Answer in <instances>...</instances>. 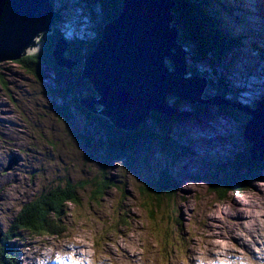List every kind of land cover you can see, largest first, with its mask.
Wrapping results in <instances>:
<instances>
[{
  "label": "rangeland",
  "instance_id": "rangeland-1",
  "mask_svg": "<svg viewBox=\"0 0 264 264\" xmlns=\"http://www.w3.org/2000/svg\"><path fill=\"white\" fill-rule=\"evenodd\" d=\"M262 1L243 0L245 6L240 9L245 15L240 17L238 13H232L234 17L229 14L233 10L232 4H227L225 12H217L219 0L205 2L209 6L204 9L209 14L212 10L215 12L218 20L223 21V29L242 35L241 39L236 37L234 41L240 43L236 48L239 53L230 50L217 57L222 42L217 44L216 41L215 48L199 58H193L185 50L187 70L195 72L192 75L197 77L203 74L204 81L206 77L215 86L216 90H212L206 84L202 98L217 95L218 104L228 106L192 104L168 96L169 107L176 109L179 117L173 120L152 112L144 122L136 123L133 130L115 127L100 115L104 106L87 79L83 80L93 91L92 96L78 98L75 102L72 92L61 90L69 105L63 115L57 109L62 102L54 90L53 75L47 81L37 82L18 65L23 57L0 62V258L7 251L13 258L7 264H65L64 260L68 264H183L187 260L190 264H264V172L261 181L247 186L242 193H228L222 201L209 193V186L204 181L210 161L238 157L245 151L250 156V146L243 137L244 124L249 116L240 108L254 109L264 100V54L259 56L245 43L243 47L242 42L247 41L249 33L254 30L257 33L254 35L255 45H264ZM115 2L49 0L54 13L50 33H41L34 45L38 46L44 38L43 48L44 41L54 37L53 52L58 40L63 42L59 37L61 34L67 37L66 40L74 41L76 46L82 39L90 42V36L97 33L98 22L107 24L113 19L104 23L102 12L99 17L96 12ZM223 3L224 0L219 6ZM121 5L120 0L118 11ZM175 13L178 24L180 14L177 9ZM184 16L186 18L187 14ZM173 17L175 19L174 14ZM187 22L184 19L182 28L178 24L182 32L179 40H183V45L187 38L185 30L190 27ZM214 25L222 39L223 31ZM66 52H69L67 48ZM53 62L62 70L73 69L68 70ZM45 73L55 74V71L45 69ZM89 98L95 99L91 109L81 103V99L87 101ZM234 104L239 108H232ZM79 108L106 120L104 126L109 124L121 132H137L141 126L148 127L142 130L144 134L138 136L130 149V158L115 161L107 169L106 177L109 175L120 191L110 188L102 198L89 202L91 204L85 201L88 192H80L81 205L68 203L60 220H54L63 228L59 236L27 234L15 228L17 213L26 202L65 182L74 186L76 183L88 184L90 178L101 170L100 162L105 160L107 149L104 131L89 127ZM153 115L161 119L155 122ZM164 138L171 145L165 150L157 143ZM165 165H169V173L178 185L172 206L174 213L163 209L154 212L150 218L144 209L141 187L149 181H157L158 171ZM8 232L11 235L9 240ZM53 252L57 254L55 257ZM45 253L49 257H41Z\"/></svg>",
  "mask_w": 264,
  "mask_h": 264
},
{
  "label": "water",
  "instance_id": "water-1",
  "mask_svg": "<svg viewBox=\"0 0 264 264\" xmlns=\"http://www.w3.org/2000/svg\"><path fill=\"white\" fill-rule=\"evenodd\" d=\"M121 4L119 13L103 26L93 51L84 58L81 76L99 95L104 106L101 115L115 127L133 130L152 112L168 119L179 117V112L169 107L168 96L192 104L228 106L218 104V98H202L205 81L196 75L187 77V59L175 43L178 32L169 28L173 21L171 1L121 0ZM53 19L49 0H0V62L37 52L44 38L38 46L34 43L41 33H50ZM60 41L52 52L53 60L71 69L76 63L66 57V45ZM81 101L91 109L95 99ZM240 109L249 116L243 128L249 157L252 162H263L264 128H254L249 120L263 115L264 100L254 109Z\"/></svg>",
  "mask_w": 264,
  "mask_h": 264
},
{
  "label": "trees",
  "instance_id": "trees-1",
  "mask_svg": "<svg viewBox=\"0 0 264 264\" xmlns=\"http://www.w3.org/2000/svg\"><path fill=\"white\" fill-rule=\"evenodd\" d=\"M114 1H116L115 4L113 5L110 4L108 5V7L102 10L99 9V11L96 12V14L98 13L97 16L99 15L100 12H102L101 19L104 21V23L107 20L112 19L119 13L118 9H119L120 0H114ZM171 1H173L175 4L174 5L175 9L174 7L172 9V12L175 16V19L173 20V25L176 26L178 35L181 32V30L178 29V24L180 25V28H182L185 19V22L188 21L187 25L188 24L190 25V27L188 25L189 30H185L187 32V33L185 32L187 38L185 39L184 45L182 43L183 42L182 39L179 40L178 38L177 40L178 43H180L183 46L184 50H187L192 54L193 58H199L200 56L206 55L205 53H208L210 50H212V48H215L216 42L217 44L222 42L220 44L222 46L218 48L221 49V51H218V54H216V56L218 55L217 57H219L221 53L226 52L227 51L226 49H228L229 46H233L231 50H236V48L240 46L239 42L235 44L234 41H236L237 38L241 39L242 35H238V33L230 34L229 31L223 29L221 26V24H223L221 22L223 21L218 20L215 12L213 13L212 10L211 14H209V12H207L206 9H204L207 6H209V5L206 6L205 2H207V0L206 1L196 0L198 1L197 3L194 2L195 0H171ZM212 1H215L213 3H216L218 0H212ZM202 2H204L205 4H201ZM176 9L178 10V13L181 15V16L178 15L180 18L179 20L180 22L178 24L176 23V21H178L177 20L178 18H176L177 15L175 13ZM184 14H187L186 18H183L185 17ZM208 15L209 16L212 15V16L209 17ZM95 16L96 15H93V17ZM214 24H217L219 27L218 29L220 31L221 30L223 31V34L221 36L223 40L220 39V33L217 30V26H215ZM102 25H103L102 22H98L97 33H94L92 34L93 36H90L89 39L90 42L88 41V39L87 40L82 39L80 40V42L77 43L79 44V46H76V43L74 41L67 40L68 41L67 50L71 52L70 53L66 52V55L77 63V65L72 70H70L71 72L62 70L61 68H57L54 65V62L51 58V52L54 46V42L56 41L54 37H50L49 39H46L44 41L46 42V44H44L43 48H41L39 51L30 54V56L27 55L21 58V60L17 62L18 65L21 66L26 73L32 75L37 82H44L45 80L47 81V79H49L51 75H53L52 77L55 78V82L53 84L55 86L54 90L58 94L60 99L63 100V101L61 100L62 105L60 104L61 106L58 107L59 109L58 111L59 113L63 112V115H66L69 105L66 102L64 94L61 92L62 89L68 93L72 92L75 95V102H77L78 98L94 95L88 83L85 80L81 79L80 74L83 65V59L86 57L85 54H89L92 51L96 40L101 35L100 31ZM53 27L56 29L55 23ZM60 36L63 39L67 38L63 34L59 35V37ZM255 47L256 45L250 46L252 51L256 49ZM257 48H259L261 52L264 51V45L257 46ZM74 51L75 52L78 51V52L74 53ZM236 51L237 53H239L238 50ZM263 54L264 52L261 53V56H263ZM212 55H214V53H212ZM77 57H79V60H77L78 59ZM38 66H42V67L40 68ZM45 69L46 70L53 69L55 71V74H46ZM187 71L190 75L196 74L190 69ZM66 73L68 74V76L66 75ZM69 73H71L72 75H70ZM207 84L209 85V87H211L212 90H216L212 82L208 81ZM216 84L219 88L220 81H217ZM52 89L53 88L50 86V90ZM231 96L237 98L235 95H231ZM70 102H72V100H70ZM229 102L231 103V101ZM75 106L77 107V105ZM199 108H201V106ZM64 110L66 113L64 112ZM80 110L83 112L81 113V115L83 116V118L86 121V124L89 127L97 130L101 128L105 134L103 138L105 137V140L107 141V149H106L105 160H101L100 162V169H101L100 172L99 173L97 172L98 174L97 176L91 177L90 178L91 180H89L88 184L86 182H84L83 184L76 183L77 186H74L70 182H65L62 185H58L50 189L47 193L41 194L39 196L37 195L30 202H26L22 210L19 213H17L15 219V226H16L15 228H19L20 230L29 233L33 236H41V235L59 236L61 232H63L62 230L63 228L59 224H55L54 220L55 219H57V221L60 220L63 208L68 203L72 205H81L82 199L78 197V194L80 192L81 193H83L84 191L88 192L89 197L88 198L86 197L87 199L85 201L86 203H89L92 200L96 201L102 198L104 194L107 192V190L110 188H116V190H119V188L115 186L116 183L112 179L108 178L109 175L106 177L107 169L111 167L115 161L122 162L121 160L125 161L124 158L127 157L130 158L129 156V154L131 153L130 149L133 148V144L137 141L138 136L144 134L142 130H146L147 129L146 127L148 126H141V130L137 132H131V133L121 132L120 130H115L109 124L104 126L105 123L107 122L106 120L105 122L103 120H100L98 117L90 114L89 112H86L82 109ZM66 117L67 116H65V118ZM152 119H155L156 122V119L160 120L161 117L157 118V115H153ZM165 121H167V119ZM150 141H152V139H150ZM161 142H164V144H162ZM161 142L157 141L158 145L164 150L166 149V147L171 146L166 142L165 138ZM237 155L238 154H236V156ZM209 164L205 169L206 176L204 177L205 178L204 181L207 182L209 186L208 187L209 193H211L221 201L226 198V195L228 193H232V192L242 193L245 191L247 186L251 185L254 182L261 181V177H262L261 173L264 172L262 171L264 165L260 163L251 162L248 157V154H246V151L245 153L243 152L239 154L238 157L232 156V157H227L222 161H214V162L210 161ZM168 166L169 165H165L161 167V169L158 171L159 178L157 179V181L156 180L149 181L141 187L142 190L141 196L143 199L144 209L146 210L150 218H152V214L156 211L157 213L163 209L164 210L170 209V212L173 211L172 206L174 205L173 202L176 200L175 198L177 196L176 187L178 185L174 181V178H172V175L169 173ZM122 194L124 197V193ZM143 204L141 203L142 207ZM172 213H174V211ZM7 237H8L7 240L11 238L10 233L9 236ZM9 260L12 261L13 258L6 251L5 254H3L0 258V264H7Z\"/></svg>",
  "mask_w": 264,
  "mask_h": 264
},
{
  "label": "bare ground",
  "instance_id": "bare-ground-1",
  "mask_svg": "<svg viewBox=\"0 0 264 264\" xmlns=\"http://www.w3.org/2000/svg\"><path fill=\"white\" fill-rule=\"evenodd\" d=\"M169 1H171V0H169ZM229 1V0H228ZM171 3L173 4V2L171 1ZM174 5V4H173ZM229 5V4H228ZM173 9V8H172ZM171 9V10H172ZM172 12V11H171ZM239 15V14H238ZM172 16H173V14H172ZM241 15H239V17H240ZM239 17H237V18H239ZM95 19V18H94ZM173 20H174V17H173ZM105 24H103V26H104ZM173 25V21H171V23H170V26H169V28L171 29V30H173L172 28H174V26L173 27H171ZM176 28V27H175ZM103 29V27H101V30ZM176 31H177V28H176ZM229 33L230 34H233L232 32H231V30L229 29ZM240 34V33H239ZM42 35V34H41ZM101 36V35H100ZM63 37V36H62ZM100 38V37H99ZM98 38V39H99ZM62 39V41L65 43V45H66V48L68 47V41L64 38H61ZM97 39V40H98ZM174 42V41H173ZM175 43L176 44H178L177 43V38L175 39ZM88 45V44H87ZM179 46H181L180 44H178ZM182 47V46H181ZM233 46H229L228 47V49H226L227 51L226 52H230V50H231V48H232ZM92 51H93V49H92ZM183 52H184V54H186L187 52H189V51H185L184 49H183ZM66 54V53H65ZM222 54V53H221ZM230 54V53H229ZM225 55V54H224ZM231 55V54H230ZM30 56V55H29ZM218 56V55H217ZM25 57V56H24ZM66 57L68 58V59H70L67 55H66ZM225 57V56H224ZM76 58V57H75ZM52 59H55L53 56H52ZM70 60H72V59H70ZM201 60V59H200ZM236 60V59H235ZM72 61H74V60H72ZM15 62V61H14ZM75 62V61H74ZM2 63V62H1ZM76 63V62H75ZM30 65V64H29ZM77 65V63L75 64V66ZM197 65H199V63H197ZM75 66H73L72 68H74ZM83 66H84V59H83V65H82V68H81V72L83 71ZM57 67V66H56ZM68 70H70V69H68ZM50 71V70H49ZM71 72V71H70ZM186 74H187V77H190V75H189V73H188V71L186 70ZM79 75V74H78ZM202 76V75H201ZM201 76H199V77H201ZM83 79V78H82ZM201 79H203L204 80V78H203V76H202V78ZM49 82V81H48ZM205 83L207 84V78H205ZM48 89V88H47ZM91 89V88H90ZM50 91V90H49ZM218 96H215V98H217ZM221 99V98H220ZM263 99V98H262ZM62 100V99H61ZM63 101V100H62ZM54 102V101H53ZM52 102V103H53ZM229 104H230V102H229ZM234 106H235V104H234ZM63 107V106H62ZM47 108V107H46ZM69 108V107H68ZM58 109V108H57ZM85 109V108H84ZM251 109V108H250ZM54 110V109H53ZM59 110V109H58ZM64 112H65V110H64ZM101 115V114H100ZM104 119H105V117H103ZM64 119H66V118H64ZM173 119H176V118H173ZM106 120H108V118L106 117ZM62 121H64V120H62ZM249 121H251V124L253 125V127L254 128H259V129H263L264 128V113H263V115L262 114H260V115H253V116H251L250 117V120ZM67 122V121H66ZM246 124V123H245ZM9 132H11V131H9ZM10 134V133H9ZM11 135V134H10ZM248 143V142H247ZM250 159V158H249ZM251 160V159H250ZM252 162V161H251ZM15 163V162H14ZM255 163V162H254ZM256 163H260V164H264V161L263 162H256ZM27 234H29V233H27ZM48 237H50V236H48ZM168 245V244H167ZM124 248V247H123ZM122 248V249H123ZM128 250V249H127ZM58 252H59V249L57 250ZM49 253V252H48ZM53 254H54V257H55V255H57L55 252H53ZM41 257H49L48 255H47V253H45V254H43ZM54 257H52V258H54ZM52 258H51V260H52ZM64 260V259H63ZM62 260H60L59 262H61ZM54 262H55V260H54ZM79 263H81L80 261H78ZM130 262V261H129ZM64 263L65 264H68V261H66V260H64ZM229 264H231V263H229Z\"/></svg>",
  "mask_w": 264,
  "mask_h": 264
}]
</instances>
